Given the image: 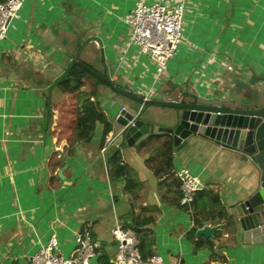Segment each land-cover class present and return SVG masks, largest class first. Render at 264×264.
<instances>
[{
  "label": "crops",
  "instance_id": "obj_1",
  "mask_svg": "<svg viewBox=\"0 0 264 264\" xmlns=\"http://www.w3.org/2000/svg\"><path fill=\"white\" fill-rule=\"evenodd\" d=\"M137 3L184 7L181 44L160 76L125 23ZM78 63L93 73L81 86L70 79L76 89L67 92L61 81ZM104 80L149 100L181 85L204 99L249 104L264 93V0H27L0 41V264H29L51 235L68 256L84 230L100 245L91 264H112L115 227L138 229L148 253L166 264H264V245L244 244L224 220H216L220 237H200L211 244L196 248L198 238L187 236L195 206L180 201L177 174L186 170L200 179L206 198L218 196L234 222L231 209L256 188L251 164L198 136L173 147L172 169L161 178L146 163L155 147L138 148L149 136L117 152L109 146L103 155L120 109L134 106ZM87 101L111 125L107 135L96 121L88 138L77 137ZM117 165L123 175H112ZM129 182L134 191H127ZM210 199L207 209H213Z\"/></svg>",
  "mask_w": 264,
  "mask_h": 264
},
{
  "label": "water",
  "instance_id": "obj_2",
  "mask_svg": "<svg viewBox=\"0 0 264 264\" xmlns=\"http://www.w3.org/2000/svg\"><path fill=\"white\" fill-rule=\"evenodd\" d=\"M104 82L113 92L134 103L122 108L114 121L110 142L113 151L132 148L146 136L156 134L169 135L178 151L190 137L198 136L214 141L251 164L257 177L256 188L231 209L234 222L229 216L227 222L228 227L238 230L244 244L264 245V93L249 104L231 106L223 99H204L195 89L181 85L149 100L118 92L109 80ZM167 95L175 96L166 99ZM154 108L166 109L168 113L160 115L152 111ZM155 120L173 123L162 127ZM222 228L223 225L205 226L195 236L214 239L213 234Z\"/></svg>",
  "mask_w": 264,
  "mask_h": 264
},
{
  "label": "built area",
  "instance_id": "obj_3",
  "mask_svg": "<svg viewBox=\"0 0 264 264\" xmlns=\"http://www.w3.org/2000/svg\"><path fill=\"white\" fill-rule=\"evenodd\" d=\"M26 1L6 0L0 4V41L6 38L11 21L18 17ZM183 17V5L172 9L160 4L143 3H137L125 17L132 43L143 56L157 65L159 76L164 74L181 44ZM110 142L108 140L101 150L103 155L106 154ZM177 176L182 193L181 204L190 206L202 191V183L197 176L186 170H181ZM111 232L116 241V255L112 264H166L158 255L144 260L133 231L115 227ZM99 249L100 245L92 238L91 232L84 230L77 235L71 254L63 256L56 235H51L47 243L33 253L29 264H91Z\"/></svg>",
  "mask_w": 264,
  "mask_h": 264
},
{
  "label": "trees",
  "instance_id": "obj_4",
  "mask_svg": "<svg viewBox=\"0 0 264 264\" xmlns=\"http://www.w3.org/2000/svg\"><path fill=\"white\" fill-rule=\"evenodd\" d=\"M6 0H0V4L4 3ZM93 73L90 67L84 63H78L74 64L69 73L67 74V77L62 80L61 82L65 85L67 92H74L76 88H71L69 86L70 79L74 78L78 81L79 86L83 84V77L87 73ZM118 92H121L118 90ZM88 102V113L85 119L81 120L77 127V137L79 139H85L88 138L91 135V131L93 130L94 123L96 121H99L100 123L104 124V135H107L111 132V125L107 121L106 117L102 115L97 110V107L94 103ZM155 147V154L152 156L151 159L147 160V165L152 169L153 174L161 178L167 174L170 173L172 169V151H173V142L169 135L166 134H156L149 136L146 140H144L142 143L139 144L138 148L143 151L147 152L150 147ZM126 172V170L123 167H120L119 165L115 166L114 171L112 175L114 176H120L123 175ZM137 188V185L132 184L131 182L128 183L127 191L131 192L134 191V189ZM211 198V197H210ZM206 198V193L199 192L196 199L193 202V205L195 206V211L193 213V220H194V228L187 234L188 238L190 240H195V235L197 230L203 228L205 225V221H210V223L214 226H216L220 222L224 220L226 222V225L228 226V216L226 215L225 211L222 208H219V199L217 195H212V199ZM212 202V208L213 209H207L205 206L207 202ZM216 208V210H214ZM138 228V226H136ZM140 231L135 228L134 233L139 241V250L142 254V257L144 260H148L153 255L149 252L148 253V247L144 241L140 237ZM215 237H220L218 232H215ZM210 243V240L204 241L202 238H198L195 241V247L198 248L200 246H203L205 243Z\"/></svg>",
  "mask_w": 264,
  "mask_h": 264
}]
</instances>
